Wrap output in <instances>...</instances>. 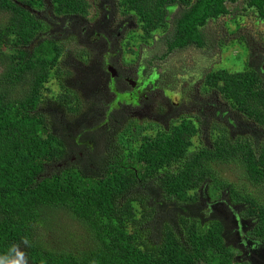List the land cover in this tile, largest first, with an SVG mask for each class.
Instances as JSON below:
<instances>
[{"label":"trees","instance_id":"16d2710c","mask_svg":"<svg viewBox=\"0 0 264 264\" xmlns=\"http://www.w3.org/2000/svg\"><path fill=\"white\" fill-rule=\"evenodd\" d=\"M225 1L114 0L113 8L135 21L126 37L131 47L159 34L171 50L202 45L200 28L228 12ZM248 2L264 17V0ZM92 4L0 0V264H251L235 261L240 249L230 243L234 227L198 205L197 189L207 177L242 205V221L254 223L243 237L263 248V259L264 202L233 190L208 165L238 160L248 180L263 184L264 136L230 141L227 126H216L213 149L196 154L190 147L199 124L183 113L168 129L131 116L107 126L105 103L84 97L70 80L68 42L50 35L41 16L47 9L54 17L88 18ZM177 4L169 34L167 7ZM80 55L87 62L91 56ZM203 85L264 129V73L258 66L245 61L240 70H210ZM100 136L105 148L97 151ZM64 215L83 224L91 245L41 238V229Z\"/></svg>","mask_w":264,"mask_h":264},{"label":"rangeland","instance_id":"374dc122","mask_svg":"<svg viewBox=\"0 0 264 264\" xmlns=\"http://www.w3.org/2000/svg\"><path fill=\"white\" fill-rule=\"evenodd\" d=\"M113 3L114 0H93L88 18L63 19L50 15L47 9L41 12L49 23V34L68 42L64 52L70 80L81 87L84 97H95L105 103L107 109L102 110L101 115L107 126L115 123V117L124 121L125 116H131L147 118L168 129L172 120L183 113L203 125L195 136L197 141L190 147L193 151L196 149V154H200L202 148L204 151L213 149L214 139H218L216 126H227L230 141L239 138L252 141L264 136L262 127L242 117L216 92L204 90L202 83L210 70L220 67L240 70L245 61L264 73V17L248 0H226L228 12L208 18L200 28L202 45L190 43L171 50L159 34L148 43L140 41L131 47L126 37L135 27V21L130 16H122L113 8ZM180 9L178 4L167 7L169 34L173 33L174 19ZM3 16L0 12V19ZM80 51L89 52L88 62L82 60ZM212 119L215 124L206 125ZM90 121L95 120L90 118ZM104 148V137H97L94 149L102 151ZM189 156L187 154L184 160ZM208 169L218 180L229 182L241 195L249 194L264 202V183L257 185L248 180L240 161L210 162ZM210 181L207 177L199 184L198 205L227 221L230 230L234 227L230 243L240 249L236 251L235 261L249 259L251 264H264L263 248L243 237L254 223L242 221L239 216L242 205L230 198L231 190L213 187ZM51 221L55 222L41 229L44 241L58 245L72 239L81 248L88 246L85 245L88 240L91 245V237L83 224L69 215L53 217ZM252 257L255 258L251 260Z\"/></svg>","mask_w":264,"mask_h":264},{"label":"flooded vegetation","instance_id":"af4514ba","mask_svg":"<svg viewBox=\"0 0 264 264\" xmlns=\"http://www.w3.org/2000/svg\"><path fill=\"white\" fill-rule=\"evenodd\" d=\"M67 18H68V17H63V19H67ZM70 18H71V17H70ZM202 83H203V81H202ZM180 116H181V114H179L177 118H179ZM192 119H193V118H192ZM193 120H195V119H193ZM195 122L198 123L196 120H195ZM198 124H199V123H198ZM206 125L209 126V122H207ZM202 126H203V125L199 124V128H201Z\"/></svg>","mask_w":264,"mask_h":264}]
</instances>
